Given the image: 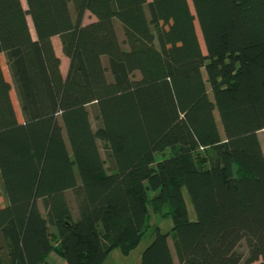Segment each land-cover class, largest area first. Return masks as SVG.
Here are the masks:
<instances>
[{
	"label": "trees",
	"instance_id": "trees-1",
	"mask_svg": "<svg viewBox=\"0 0 264 264\" xmlns=\"http://www.w3.org/2000/svg\"><path fill=\"white\" fill-rule=\"evenodd\" d=\"M67 2L72 27L0 0V264H102L154 228L141 264H264V0Z\"/></svg>",
	"mask_w": 264,
	"mask_h": 264
},
{
	"label": "rangeland",
	"instance_id": "rangeland-1",
	"mask_svg": "<svg viewBox=\"0 0 264 264\" xmlns=\"http://www.w3.org/2000/svg\"><path fill=\"white\" fill-rule=\"evenodd\" d=\"M62 1L64 3L65 12H66V16L69 20L70 27H72L73 22H72V15H71V6H70L69 2H67V0H62ZM136 13H137V19H138L139 27L141 30L142 38L146 42L152 43L153 40H152V37L150 34V30H149L148 22H147L146 15L144 12V8L138 7L136 9ZM94 20H95L94 17L93 16L90 17L89 13H87V16L85 18V22L89 23V22L94 21ZM197 30H198V33L200 36V42H201L202 46H204V42H203L199 27H197ZM54 44H55L56 51H57L58 55L60 56V58L62 59V62H63L62 69L64 71H66L65 69L67 67L66 65H68V58H66L62 54L61 42H60V39L58 37L54 38ZM94 61L99 68V77H100L99 79H100V81L103 83L106 82L107 77L105 76V73L103 70V67H104L103 60L99 57H95ZM1 62H2L3 68H4L5 76L8 80H10L8 69L6 67L5 60H4L3 56H1ZM12 95L14 96V92L12 93ZM13 103L15 105V109H16V112L18 114V117H19V119H21L20 110H19L18 103H17L15 96L13 97ZM217 118H218V116H217ZM138 119H139V117H138ZM139 122H141L140 119H139ZM219 126H220L221 133L223 134L220 122H219ZM140 129H141L142 135L144 137L145 143L147 144V139L145 137V132H144L142 124H141ZM259 137H260L261 144L264 147V134L261 133ZM183 192L185 194V199L187 202L189 217H190L191 221H194L196 219V213L194 211L193 205L191 203V200L189 198L187 191L184 189ZM0 193H1V189H0ZM1 200L4 201L3 195L1 196ZM55 200H56V204H57V207H58L60 214L64 217H71L65 194L57 195L55 197ZM155 222H156L155 225H157L165 233L168 232L169 230H171V228L173 226V223L171 220H162L159 217L155 218ZM154 238H155V228L143 238L141 244L137 248H135L129 255H124L119 248H115L107 256V258L103 261L102 264H141L143 252L152 243ZM171 240H170V242H172ZM241 250L243 252H246V251H244V250H246V247L241 248ZM1 259H2V253L0 251V260ZM48 263L49 264H64V260L62 258H60L57 254L53 253L50 255V257L48 259Z\"/></svg>",
	"mask_w": 264,
	"mask_h": 264
},
{
	"label": "crops",
	"instance_id": "crops-1",
	"mask_svg": "<svg viewBox=\"0 0 264 264\" xmlns=\"http://www.w3.org/2000/svg\"><path fill=\"white\" fill-rule=\"evenodd\" d=\"M67 66V65H66Z\"/></svg>",
	"mask_w": 264,
	"mask_h": 264
}]
</instances>
